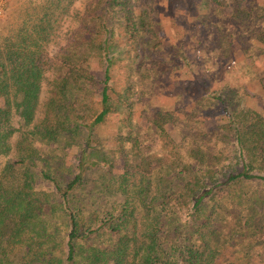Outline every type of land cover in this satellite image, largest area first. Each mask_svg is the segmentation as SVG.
Listing matches in <instances>:
<instances>
[{
  "label": "trees",
  "instance_id": "1",
  "mask_svg": "<svg viewBox=\"0 0 264 264\" xmlns=\"http://www.w3.org/2000/svg\"><path fill=\"white\" fill-rule=\"evenodd\" d=\"M60 2L46 0L36 6L45 8L41 23L34 25L38 31L49 30L53 16L50 11ZM241 2L230 0L225 9H230L234 22L251 26L252 13L258 11L251 6L250 10L241 9ZM140 5L136 0H98L89 6V37L83 36L81 42L78 39L80 44L74 52L60 62L64 72L56 77L45 115L38 122L43 81L52 65L48 55L40 41L32 37L19 44L11 42L13 48L0 49V96L4 99L0 105V155L12 150L10 138L20 130L12 124L13 108L26 126H34L16 144V164L20 167L8 161L0 174V264H251L237 257L246 253L241 244L246 229L226 224L229 218L222 215L221 211H225L220 205L224 199L218 188L225 184L229 190L235 183L264 181V116L257 111L240 104L236 107L232 98L216 95L227 114L221 130L234 138L243 162L238 172H226L225 165L219 167L216 158L200 148L185 152L177 149L167 130L176 121L169 110L154 113V126L169 154L139 155L135 162L127 158L119 175L113 172V162L108 158L89 160L94 128L105 123L110 114L123 110V95H113L114 62L123 49L142 48L140 45L149 42L148 36L142 38L140 30L152 28L154 20L148 8L138 15ZM258 25L260 37L264 35V25ZM23 34L29 33L19 31L18 36ZM84 46L85 51L79 52ZM91 57L103 61L102 79L91 70ZM95 90L99 91V107L89 123L90 117L82 109ZM84 134L88 137L79 144ZM38 138L61 145L79 144L82 151L74 178L63 183L54 175L49 160L41 158L32 147ZM127 140L134 145V138ZM134 142L138 149L139 144ZM38 159L42 166L35 172L32 168L41 164ZM92 168L103 173L98 182L117 181L118 188L124 191L129 190L132 176L139 175L141 181L148 179L146 185L137 187L144 200V194L151 191L147 210L141 212L142 220L127 201L121 209H113L101 218L93 214L90 221L83 219L86 196L82 188L90 182L86 175ZM38 179L52 184L51 191L35 190ZM134 184L137 185L132 181ZM20 246L23 255L18 260L15 253Z\"/></svg>",
  "mask_w": 264,
  "mask_h": 264
},
{
  "label": "rangeland",
  "instance_id": "2",
  "mask_svg": "<svg viewBox=\"0 0 264 264\" xmlns=\"http://www.w3.org/2000/svg\"><path fill=\"white\" fill-rule=\"evenodd\" d=\"M44 1L0 0V49L13 48L12 44H19L24 39L31 41L32 37L40 41L52 64L43 81L37 122L45 115L56 77L64 72L60 69V62L74 52L83 36L89 37L86 32L88 8L98 0H61L50 11L53 16L49 30L42 32L34 25L40 24L45 14L44 7L36 8ZM142 1L144 4L140 5L141 0H136L140 5L138 15L148 8L147 12L154 20L152 28L146 26L145 30H140L142 38L148 36L149 42L140 45L142 48L123 49L119 60L114 62L111 74L115 87L113 95H123V110L110 114L105 123L94 128L95 133L90 137L89 160L96 161L101 156L103 161L108 158L113 162V172L119 175L125 169L127 158L135 162L139 155L169 154V148L163 145L154 126V113L169 110L176 121L167 130L177 149L185 152L193 147L200 148L214 156L219 167L225 165L226 172L242 170L243 162L234 138L221 130L227 114L216 97L232 98L234 106L240 104L242 108H251L264 116V41H260L264 40V35L259 37L258 25H264V0H249L248 4L242 0L241 9L253 7L258 11L252 13L251 26L233 21L230 9L229 12L225 9L230 0ZM19 31L29 34L18 36ZM146 44L149 46L145 47ZM86 48L80 47L79 52L83 53ZM7 60L5 57L9 64ZM89 65L98 79L104 77L101 59L91 57ZM10 94L13 97L12 92ZM2 100L0 96V105ZM99 100V91L95 90L83 104L86 107L82 110L90 117L89 123L99 107ZM12 119L14 127L20 130L10 138L12 150L7 155H0V174L8 161L20 167L16 164L19 159L16 144L27 129L34 127L33 124L26 126L15 108ZM87 137L88 134H84L79 144H84ZM132 138L139 144L138 149L135 148V140H132L134 145L127 140ZM79 144L61 145L38 138L32 147L41 158L49 160L54 175L67 183L78 170L82 151ZM38 163L41 164L32 168L35 172L41 169L40 159ZM102 169L106 172L105 167ZM100 170L92 168L86 175L90 182L82 188V195L86 196L83 219L90 221L93 214L101 218L113 209H121L127 201L130 209L138 211L142 220L141 212L147 210L151 191L144 194V200L137 187L146 185L148 179L141 181L139 175L132 176L128 191L119 189L117 181H105V188V182H98L103 175ZM132 181L137 185H132ZM34 187L37 191L47 192L53 188L52 184L39 179ZM227 189L225 184L218 188L223 195L221 199H224L220 209L226 212L221 211L222 215L229 218L226 224L230 228L241 229L244 226L246 229L241 242L246 253H239L237 257L251 264H264V181L235 183L233 188ZM15 255L18 260L23 255L21 246Z\"/></svg>",
  "mask_w": 264,
  "mask_h": 264
},
{
  "label": "built area",
  "instance_id": "3",
  "mask_svg": "<svg viewBox=\"0 0 264 264\" xmlns=\"http://www.w3.org/2000/svg\"><path fill=\"white\" fill-rule=\"evenodd\" d=\"M2 14V5H0V15Z\"/></svg>",
  "mask_w": 264,
  "mask_h": 264
}]
</instances>
